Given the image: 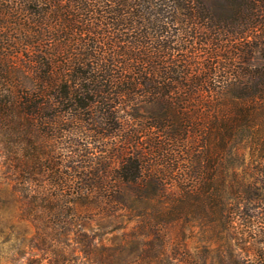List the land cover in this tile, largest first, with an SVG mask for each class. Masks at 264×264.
Segmentation results:
<instances>
[{"label":"trees","instance_id":"obj_1","mask_svg":"<svg viewBox=\"0 0 264 264\" xmlns=\"http://www.w3.org/2000/svg\"><path fill=\"white\" fill-rule=\"evenodd\" d=\"M0 156L25 264H264V0H0Z\"/></svg>","mask_w":264,"mask_h":264},{"label":"rangeland","instance_id":"obj_2","mask_svg":"<svg viewBox=\"0 0 264 264\" xmlns=\"http://www.w3.org/2000/svg\"><path fill=\"white\" fill-rule=\"evenodd\" d=\"M249 151L250 149L248 148L245 150L246 157L243 163L240 164L238 161L239 159H235L233 161L235 162V167H238L237 169L240 173L246 177H248V173L251 171L250 168L252 165V162L250 163L251 158L249 156ZM2 159L3 157L1 158L0 156V174L5 171L4 169L6 167L2 165ZM1 183L2 181L0 180V264H25L30 248L34 245L35 241L31 239V233L29 232L31 229L28 226L29 221L18 214V205L12 201L8 195V191L4 189ZM239 207L240 209L243 207V202L239 204ZM260 207L262 208V206ZM260 207H255L251 210L257 212ZM102 222L103 221L101 220L92 221L90 222V226L96 228L100 226ZM116 234L117 233L115 232L106 230L102 240L104 242H109ZM214 243H216V245H218L221 249H224L221 240H217ZM199 245L198 236L192 237L189 243L191 251L196 252L197 249H199ZM215 253L216 252L214 250L209 251L205 256L204 264H219V256ZM257 258L259 257H252L254 261Z\"/></svg>","mask_w":264,"mask_h":264}]
</instances>
